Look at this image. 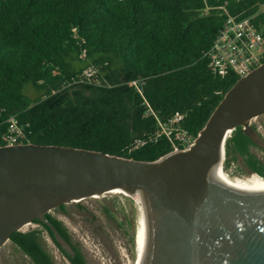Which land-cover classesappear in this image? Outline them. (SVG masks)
Masks as SVG:
<instances>
[{
	"label": "trees",
	"instance_id": "16d2710c",
	"mask_svg": "<svg viewBox=\"0 0 264 264\" xmlns=\"http://www.w3.org/2000/svg\"><path fill=\"white\" fill-rule=\"evenodd\" d=\"M262 5L264 0H0V146L14 117L25 136L19 143L157 160L172 146L149 138L157 122L148 108L162 121L183 113L182 126L195 138L239 79L214 74L205 53L229 16L252 17L264 31ZM88 67L97 70V84L82 82ZM139 79L142 94L128 85ZM251 144L237 127L225 143L224 169L241 156L264 178V163L249 151ZM112 204L119 209L117 199ZM56 210L65 212L66 205ZM45 219L73 254L38 220L33 223L40 228L15 232L10 242L34 264H55L45 232L71 264H87L66 225L51 212Z\"/></svg>",
	"mask_w": 264,
	"mask_h": 264
},
{
	"label": "water",
	"instance_id": "95a60500",
	"mask_svg": "<svg viewBox=\"0 0 264 264\" xmlns=\"http://www.w3.org/2000/svg\"><path fill=\"white\" fill-rule=\"evenodd\" d=\"M262 115L264 63L224 94L190 147L154 161L66 145L0 146V249L38 220L73 254L45 214L95 197L114 210L104 195L119 192L137 210V264H264V189L236 186L213 165L237 127L262 146L249 126Z\"/></svg>",
	"mask_w": 264,
	"mask_h": 264
},
{
	"label": "rangeland",
	"instance_id": "374dc122",
	"mask_svg": "<svg viewBox=\"0 0 264 264\" xmlns=\"http://www.w3.org/2000/svg\"><path fill=\"white\" fill-rule=\"evenodd\" d=\"M264 13V5L260 7ZM253 123L262 125L264 132V115L255 118ZM229 138V137H228ZM258 151L257 153H259ZM259 156L262 158L261 154ZM264 160V158H262ZM222 169L224 174L233 179H247L253 175L237 172L238 163L234 161L231 167ZM233 173V175H230ZM110 203L115 199L119 202V209L115 210L125 220H122L114 211L107 213L104 201L100 197L89 198L79 202L85 210L78 207V203L66 205V211L53 210L51 213L60 219L68 228L85 256L87 264H137L138 251V215L133 201L121 193H108L104 195ZM40 228L35 223L28 224L21 231ZM50 254L55 264H71L52 243L44 232ZM0 264H34L19 248L8 241L0 249Z\"/></svg>",
	"mask_w": 264,
	"mask_h": 264
},
{
	"label": "built area",
	"instance_id": "2783aa9c",
	"mask_svg": "<svg viewBox=\"0 0 264 264\" xmlns=\"http://www.w3.org/2000/svg\"><path fill=\"white\" fill-rule=\"evenodd\" d=\"M205 56L214 74L220 77L233 75L241 78L264 63V31L253 23L252 17L239 20L229 16ZM82 77V82L95 83L92 79L97 77V70L88 67ZM142 83L139 79L129 82L128 85L142 94ZM147 114H153L157 122V129L150 139L165 138L170 142L172 150L187 149L193 143L195 138L182 126L185 117L183 113L176 112L166 121L160 120L150 108ZM24 137L23 128L14 117L11 118L7 131L2 136L3 141L6 145H14L19 144L18 141ZM143 143L139 141L137 145Z\"/></svg>",
	"mask_w": 264,
	"mask_h": 264
},
{
	"label": "bare ground",
	"instance_id": "6f19581e",
	"mask_svg": "<svg viewBox=\"0 0 264 264\" xmlns=\"http://www.w3.org/2000/svg\"><path fill=\"white\" fill-rule=\"evenodd\" d=\"M230 132L228 133L227 137H229ZM225 156V148L223 145L220 146L218 151L216 152L214 158H213V165L214 167L222 173L224 176H227L224 174L222 169V163ZM234 185L242 187V188H248V189H264V178L258 177L256 175H253L247 179H232ZM112 193H119V192H112ZM122 194V193H121ZM125 195V194H123ZM127 196V195H125ZM129 197V196H127ZM137 234H138V251L139 255H141V249H142V233L140 229V224L138 220V227H137Z\"/></svg>",
	"mask_w": 264,
	"mask_h": 264
},
{
	"label": "flooded vegetation",
	"instance_id": "af4514ba",
	"mask_svg": "<svg viewBox=\"0 0 264 264\" xmlns=\"http://www.w3.org/2000/svg\"><path fill=\"white\" fill-rule=\"evenodd\" d=\"M258 118V117H257ZM249 126L252 130H254L255 132H257V134L263 139L262 142V146H259L255 143H253L252 141V144L249 146V151L259 160L261 161L262 163H264V160L262 158H264V132L263 131V126L262 125H256V123H253V122H250L249 123ZM241 130L243 132V129L241 127ZM243 134H245L243 132ZM258 151H260L259 153L261 154L262 158L259 156V153H257ZM225 157H226V152H225ZM238 165H237V169L242 172L243 174H246V175H254L255 173H252L249 171L248 167L246 166L245 164V161L244 159L241 157V156H236V160H235ZM256 176H258L256 174ZM260 177V176H258ZM262 178V177H261ZM112 204V203H111ZM104 205H106L104 203ZM113 205V204H112ZM115 211V210H113Z\"/></svg>",
	"mask_w": 264,
	"mask_h": 264
}]
</instances>
